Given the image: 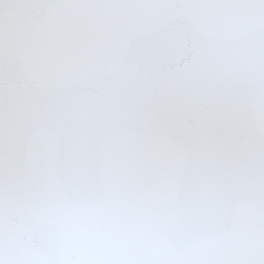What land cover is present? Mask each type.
<instances>
[{"label": "snow or ice", "instance_id": "obj_1", "mask_svg": "<svg viewBox=\"0 0 264 264\" xmlns=\"http://www.w3.org/2000/svg\"><path fill=\"white\" fill-rule=\"evenodd\" d=\"M0 264H264V0H0Z\"/></svg>", "mask_w": 264, "mask_h": 264}]
</instances>
